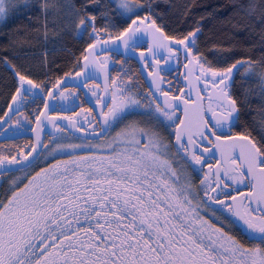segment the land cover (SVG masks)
Returning a JSON list of instances; mask_svg holds the SVG:
<instances>
[{"label": "snow or ice", "instance_id": "snow-or-ice-1", "mask_svg": "<svg viewBox=\"0 0 264 264\" xmlns=\"http://www.w3.org/2000/svg\"><path fill=\"white\" fill-rule=\"evenodd\" d=\"M98 3L99 0H85L82 5L84 14L76 24L77 35H84L91 27L89 38L97 37L96 43L88 44L85 49V61L95 55L99 46V32L102 30L96 27V15L88 12L90 4L98 6ZM23 4L27 8L28 0H23ZM116 4V14L131 19V24L120 33L125 37L123 42L127 47L128 41L141 31L140 25L151 19V14L142 19L139 17V11L145 5L138 0H116ZM14 7L11 0H0V19H4ZM147 7L151 10V5ZM247 7L254 12L257 6L249 4ZM258 7L261 9V23H264V0ZM48 8V0H42L45 14ZM150 27L165 40L171 39L182 45L186 58L192 57L190 62H198L193 47L199 28L183 38L174 39L164 35L155 21ZM158 47L168 45L160 44ZM168 50L172 51L170 47ZM98 63L103 67L102 62ZM199 67L201 76L197 80L203 79L205 90L209 84L213 89L209 93V111L213 120H205L203 126L195 130L182 128L180 125L184 121L181 120L180 125H176V142L196 164H201L202 156L195 151L189 153L190 147L195 149L204 140L211 142V137L217 141L242 140L245 142L242 158L248 165L247 174L251 175L257 167L264 166V148L250 135L227 136L225 128L231 130L240 115L237 99L231 91L235 73L244 68L243 78L257 77L260 95L264 97V60H237L223 69L205 67L203 63H199ZM16 76L19 84L5 116L11 114L13 105L32 95L33 89L45 91L43 85L36 84L26 75L16 72ZM156 90L161 91L158 84ZM162 94L165 97L163 104L149 93L151 101L145 105L140 98L125 94L123 90L119 94L114 93L111 105H105L109 110L102 112L105 125L102 133L111 128L113 122H119L126 114L139 109H142L140 116L154 126L131 123L107 145L110 149L108 155L79 157L71 162L75 168L65 162L63 167L57 164L50 169H41L44 173L42 182H39L41 172H37L23 188H17L6 201H0V264H264V207H260L264 204V167L260 171V193H250L254 199L242 205L243 210L226 205L224 200L205 190L208 200L226 207L246 225L247 238L254 243L253 246H245L222 227L211 225L200 216L199 204H193L195 197L190 185L181 183L180 173L166 157L167 146L156 129H167L175 123L178 106L174 101L179 97L169 98L168 93ZM49 95H55V92H49ZM200 110L203 112L202 106ZM54 127L59 128V125ZM185 136L187 145L183 142ZM120 144L124 145L122 150ZM30 147L32 152L25 155L26 161L33 152L51 155L65 148L75 150L97 146L57 145L49 150V145L37 136V143ZM5 163L19 164L20 160L17 156L0 155V167ZM240 175L243 177L245 174L241 172ZM204 183L202 180L201 184ZM220 183L223 180L217 175V186ZM211 192L215 193L216 188H211ZM253 202L257 204L259 215L251 206Z\"/></svg>", "mask_w": 264, "mask_h": 264}, {"label": "trees", "instance_id": "trees-1", "mask_svg": "<svg viewBox=\"0 0 264 264\" xmlns=\"http://www.w3.org/2000/svg\"><path fill=\"white\" fill-rule=\"evenodd\" d=\"M138 2L145 5L139 17L142 19L151 14L150 21H155L164 35L170 38H183L199 28L193 53L205 67L223 69L237 60H264V23H261V9L258 7L262 0ZM11 3L15 5L14 9L0 23V117L16 94L19 84L16 72L49 89L62 78L79 72L85 49L97 38L95 35L89 38L91 27L84 35H77L76 24L84 14L82 5L85 0H48L47 14L42 11V0H28L27 8L23 0H11ZM249 4L257 6L254 12L248 10ZM148 5H151V10ZM88 12L97 17L96 27L102 30L99 38L118 37L131 23V19L116 14L117 4L112 0H99L98 6L90 4ZM244 71L241 68L236 73L234 92L245 116L251 120L249 111H254L258 103L249 97L246 101L247 90L254 81L259 84V80L257 77L243 78ZM242 89L246 93L241 95L244 98L238 93ZM33 107H40L39 102ZM257 126L253 120L247 128L254 139L262 134ZM27 150V145H21L20 148L7 149L6 155L23 156Z\"/></svg>", "mask_w": 264, "mask_h": 264}, {"label": "flooded vegetation", "instance_id": "flooded-vegetation-1", "mask_svg": "<svg viewBox=\"0 0 264 264\" xmlns=\"http://www.w3.org/2000/svg\"><path fill=\"white\" fill-rule=\"evenodd\" d=\"M143 25L147 26L149 24ZM130 48L135 53H145L149 48V44L143 40L138 39L130 45ZM100 56L106 57L105 59H108V61L103 63V66L109 68L111 100L108 105H111L112 95L114 93H117L120 79H123V81H125V79L127 80V82L125 81V84L127 86L122 88L127 92V94L140 98L145 105L150 103L151 97L149 96V93H151V91L148 89L144 79L141 76L140 66L136 60L113 53H105ZM100 56H98L99 62H101L99 60ZM197 61L198 62L196 63L192 62L190 67L191 69L188 72L183 71L184 67L189 69L188 57L186 58L185 54L183 55L176 49H172V51H169L168 55H160L143 60V66L149 74L158 71L157 73L162 84V87H160L161 91H157L159 95H163L162 93L166 92L168 93L169 98L179 97V99L174 101V103L178 106L175 112V123L172 125V127H170L172 128V131L166 137L167 140L163 141V144L167 146L166 157L173 162V165L180 173L181 183L184 184L183 179L188 181V185H190V191L195 197V199L193 200V204H199L198 211L200 216H202L204 220H207L209 224L215 225L216 227H222L226 233L234 236L237 240H240L245 246H253L254 242L248 240L247 235L242 232L241 228L233 220L232 213L228 211L226 207H221V205H218L214 201L208 200L207 196H205V190H208L209 194L216 195L219 197V199L224 200L226 205H232L231 203H229L231 200H233L232 197L242 198L244 200V204H247L250 201V193H253V185L255 181L253 177L254 173L256 171L260 172L261 167L264 166L257 167L251 175H248V165L242 158V146L245 143H240L237 139H222L220 141H217L215 137H211V142H209L208 140L199 142V147L195 149H189V153L195 151L196 154L201 155V164H196L192 160L191 155H186L183 149L175 146L176 125H180L181 120H184L185 116H188L185 117V119L190 120V129L192 130H195L198 126H203L205 120H213L212 113L209 111V93L212 92L213 89L209 84L207 90H205L206 85L203 79L197 80V77L200 76L199 73H201L198 58ZM114 79L118 81V87L113 86ZM190 81L191 83L197 81L196 90L195 88L190 86ZM235 83L236 81L234 82L231 91L233 93V96L237 99L234 92ZM49 91L50 88L45 89V91L41 92L43 93V96L46 97ZM67 91H73V94L76 95V97L70 98L68 95H64L65 93L61 94V92ZM243 92H245L244 89H242V92L238 91L241 98ZM102 93V87L95 81L86 83L83 90H61L55 96L56 109L50 115L54 117L69 119L74 122H79L80 125L77 126V131L80 134H72L66 130H61V128L56 127L58 129L57 135L53 137L45 136L43 142L44 144L49 145V150L51 148L57 147V145L70 144H91L97 147L77 148L75 150L71 148H65L63 150L56 151L51 155H48L47 152H41L37 159L28 167L17 172L0 176V179L6 177L11 181L6 186L0 185V201H6L7 198L11 196L13 191H16L17 188H23L24 185L28 184L29 180L34 177L37 172H41V169H50L52 166L57 164H59L60 167H63L65 162H69L70 166L75 168V164H72L71 162L79 157H87L90 155L106 156L109 154L110 149H105L102 143L107 141L110 131L117 122H113L112 127L108 128L104 136L92 137L102 130L100 120L98 119L97 114L94 110V107L100 105L101 103ZM117 94H119V92ZM199 95L202 98V124L200 120V114L198 112ZM30 96L31 97L26 98L25 100L26 109L29 110L32 105L39 102L41 108L39 111L41 112L44 106V100L36 93H33ZM63 98L65 101L63 100ZM185 100L188 101L187 104L184 103ZM237 103L240 110L239 119L235 122V125L231 128V130L225 128V132L227 136L234 138L241 135L251 136V134L247 131L249 124L246 121V116L244 114L245 112H243L242 109L243 106L238 102V100ZM212 107L215 108L214 103L212 104ZM152 108L153 110L155 109L154 104L152 105ZM185 109H187L186 113ZM108 110V107H106L103 112H107ZM61 111L65 112L63 113ZM40 112L37 114L35 119L32 118V122L29 123L26 121L27 129H24L25 131H31L33 129L34 123ZM139 112L140 111H133L128 114ZM14 118L7 125V127L1 131L2 135L21 131L20 128L17 127L18 124L16 126L13 125L15 124L13 123ZM126 126L127 124L125 122H122L120 125V131ZM262 137L264 136L262 135L254 139L251 136V138H253L258 143V145L264 148V139H262ZM20 140H25L27 143L32 145L31 138L2 142L0 143V148H3L4 153L1 154L6 155V150L8 149V147L12 146ZM225 141H233L231 143L238 144L228 147L220 146L219 148L215 149L218 142L225 143ZM183 142H188L187 136L183 138ZM123 147V144L119 145V148L121 150L123 149ZM205 149H208V151H205ZM30 150L31 147L29 151L27 150V152L23 156L21 154H17V158L21 160L27 153L30 152ZM244 155L246 156V154ZM185 160H187V164H185ZM233 161H235V163H233ZM82 169L83 164L81 166V170ZM241 172L245 174L243 177H241L240 175ZM225 173H227V175H225ZM20 174H25V177L23 179L17 177ZM217 175H219V177L223 180V183H220L219 186H217ZM233 177L235 178V182L233 181ZM43 178L44 173L41 172L39 182H42ZM202 180L205 181L203 185L201 184ZM12 181H16V183H12ZM225 185H227L228 187H225ZM211 188H216V192H211ZM221 193H228L229 195L225 197ZM256 215H259V213Z\"/></svg>", "mask_w": 264, "mask_h": 264}, {"label": "water", "instance_id": "water-1", "mask_svg": "<svg viewBox=\"0 0 264 264\" xmlns=\"http://www.w3.org/2000/svg\"><path fill=\"white\" fill-rule=\"evenodd\" d=\"M150 21V20H149ZM152 22H150L151 25ZM131 24V23H130ZM146 24H149L148 22ZM150 25L144 26L140 25L141 31L137 32L135 36H133L129 41H128V46L126 47L124 44V39L125 37H115L112 39H104V37L99 38V46L96 49V53L93 56L89 57V61H85L84 59L82 60L81 63V69L80 71L73 75V76H66L60 80V85H55L53 88L50 89L49 92H55V95H49V92L46 97L43 96V93L39 88L33 89L32 93H36L39 97H41L44 100V106L40 114L38 115L39 121L36 119L34 123V127L31 131H20L12 134H6L2 135L1 131L7 127V125L11 122V120L15 117L18 111V105H13L11 114L8 116H3V120H0V143L2 142H8V141H15L23 138H31L32 139V145L37 143V136L40 137V140L44 142L45 136L48 137H53L57 135L58 129L54 127V125H59V128L68 131L69 133L72 134H78L79 132L77 131V126L80 125L79 122H75V127H73V122L72 120L61 118V117H54L51 116L50 114L55 111L56 109V99L55 96L64 89H84V85L90 81H95L97 82L103 89L102 97H101V103L100 105L94 107V110L97 114L98 119L100 120L102 129L105 128L104 122H103V117L101 113L103 110L106 108L105 105H108L111 100V93H110V81H109V68L106 66L101 67L100 63H98V56L105 54V53H113L117 55H122L127 58H131L133 60H136L140 66V72L141 76L144 79L146 86L148 89L151 91V93L154 95V97L163 104L165 97L163 95H159V93L156 90V85L158 84L159 87H162L161 80L158 76V71L149 74L146 69L143 66V60L146 58H153L156 56L160 55H168L169 50L168 48L170 47L171 49H179V51L184 55L187 56V53L185 52L184 48L182 45H177L173 42V40H165L163 36L159 32H156L154 28H151ZM158 27V26H157ZM162 31V30H161ZM163 32V31H162ZM164 33V32H163ZM143 40L149 44V48L145 53H135L131 48L130 45L133 44L136 40ZM96 43V42H94ZM164 44L168 45V47H158V45ZM90 51V50H89ZM87 53L85 52V55ZM143 54V55H142ZM192 58L188 56V65L189 69L184 67L183 71L188 72L191 68L192 62H190ZM87 65V67L85 66ZM90 78H86V75ZM201 76V73H199ZM18 79V77H16ZM210 76L208 77V79ZM155 82V83H154ZM190 86L193 88H197V81L194 83H191L190 81ZM13 102H11L9 105H12ZM45 104H47V107H45ZM198 112L200 114V120L201 124L203 123V116L201 112V106H202V99L201 96L199 95L198 97ZM6 112H9V106L6 110ZM5 112V113H6ZM65 112V111H61ZM188 117V116H185ZM185 123L183 125H180L182 128H189L191 127L190 120L185 119ZM183 120V121H184ZM42 122V123H41ZM190 124V125H189ZM108 130V129H107ZM106 131L102 130L93 135L92 137H102L106 134ZM102 133V134H101ZM80 134V133H79ZM91 137V136H89ZM239 140V139H237ZM229 142V141H225ZM238 142L245 143L242 140H239ZM186 145L188 142H184ZM238 144V143H235ZM175 146L180 148V146L177 144L175 140ZM191 149V147L189 148ZM32 152V148L30 150ZM41 152H33L31 156H28L27 161L24 159V157L20 160L19 164H7L3 167H0V174H8V173H13L17 172L21 169H24L31 165L37 157L40 155ZM260 172L256 171L254 173L255 178H254V185L255 187V194L259 195L260 193V178L259 177ZM254 188V187H253ZM227 203V202H226ZM229 203L232 204L233 208H241L242 205L244 204V200L242 198H236L235 200H231ZM219 205V204H218ZM260 207H262L260 205ZM264 207V205H263ZM253 209H257L255 214L259 213V210L257 208V204L253 202L252 205ZM233 216V215H232ZM233 220L236 222V224L241 228L242 232L247 235L248 229L246 225L243 224L242 221L238 220L236 217L233 216Z\"/></svg>", "mask_w": 264, "mask_h": 264}, {"label": "rangeland", "instance_id": "rangeland-1", "mask_svg": "<svg viewBox=\"0 0 264 264\" xmlns=\"http://www.w3.org/2000/svg\"><path fill=\"white\" fill-rule=\"evenodd\" d=\"M112 1H114L115 3H116V0H112ZM140 12V11H139ZM124 18H126V17H124ZM5 19V18H4ZM4 19H0V23H2L3 21H4ZM148 23H149V25H150V22L151 21H147ZM96 40H97V38H95V40H94V42H96ZM93 42V43H94ZM106 57H103V56H100V58H99V60L102 62V63H105L106 61H108V59H105ZM198 60H199V58H198ZM111 62V61H110ZM199 63H201L200 62V60H199ZM127 78V77H126ZM125 81L127 82V80L125 79ZM125 81H123V79L121 80L120 79V83H119V87L117 86V83H118V81L117 80H113V86L114 87H118V89H117V93L118 92H120L121 90H123L122 88L123 87H126L127 85L125 84L126 82ZM57 84V83H56ZM56 84H54L51 88H53ZM43 87H44V85H43ZM46 88V87H45ZM50 88V89H51ZM124 92H125V94H127V92L125 91V90H123ZM248 92H247V94L249 95H247V98H246V101L248 102V97L252 100V99H254L255 100V103H258V104H256V106H257V108L254 110V111H249V113L252 115V118H251V120H250V118L249 117H246V121H247V123L249 124L250 123V121L252 122L253 120L256 122V124L258 125L257 127L259 128V130L262 132V134L261 135H259V137L260 136H264V97H262L261 95H260V82H259V84H257L256 83V81H254V85L251 87V88H249V90H247ZM62 93H65L64 95H68L70 98H75L76 97V95H74L73 93V91H67V92H61V94ZM116 93V94H117ZM245 92H243V94H244ZM255 94V95H254ZM239 95V94H238ZM29 97H31V96H29ZM28 97V98H29ZM242 98H243V96H242ZM26 100V99H25ZM25 100H23V101H21L19 104H18V111H17V114H16V116H15V118H14V121H13V123H15V124H13V125H17L18 124V128H20V130L21 131H25L24 129H27V127H26V125H27V122H32V118L33 119H35V114H36V112H38V110H40L41 108L40 107H37V108H31V110L29 111V110H27L26 109V104H25ZM63 100H64V98H63ZM65 101V100H64ZM143 103V102H142ZM138 111H142V109H139V110H136V111H134V112H138ZM40 112V111H39ZM140 113V112H139ZM139 113H133V114H127L126 116H125V119L123 120H120V122H117L114 126H113V128H112V130L110 131V133H109V137L107 138V141H105L104 143H102V145H103V147H105V149H109L108 147H107V145L116 137V134L118 133V132H120V125H121V123L122 122H125L127 125H129V124H131V123H134V122H139L140 123V125L141 126H143V127H153L154 125H152L150 122H147L146 120H144L141 116H140V114ZM37 115V114H36ZM261 116V117H260ZM253 119V120H252ZM27 121V122H26ZM157 131H158V133H159V135H160V137H161V139H162V141H165V140H167V136L171 133V131H172V128H167V129H160V128H158L157 127V129H156ZM55 141H58V140H55ZM26 143V144H25ZM21 145H27V142L25 141V140H20V141H18V142H16L15 144H13L12 146H9L8 147V149L9 148H15V147H18V148H20L21 147ZM27 148H28V151H29V149H30V144L28 143V145H27ZM0 153H4V151H3V148H0ZM3 151V152H2ZM0 155H3V154H0ZM17 177H19V178H21V179H23L24 177H25V174H20V175H18ZM11 181L8 179V178H6V177H4V178H1L0 179V185L1 186H6V185H8L9 183H10ZM183 182H184V184H186V185H188L189 183H188V181L187 180H185V179H183ZM12 183H16V181H12Z\"/></svg>", "mask_w": 264, "mask_h": 264}, {"label": "bare ground", "instance_id": "bare-ground-1", "mask_svg": "<svg viewBox=\"0 0 264 264\" xmlns=\"http://www.w3.org/2000/svg\"><path fill=\"white\" fill-rule=\"evenodd\" d=\"M186 111H187V109H185V113H186ZM184 123H185V120H184ZM231 142H233V141H229V142H226V143H219L218 142L215 149L219 148L220 146H222V147H225V146L228 147V146L236 145L235 143H231ZM253 177L255 178V176H253ZM255 179L257 180V178H255ZM253 193H255V188H253ZM249 198L250 199H254V197H249ZM263 205L264 204H261L262 207H263Z\"/></svg>", "mask_w": 264, "mask_h": 264}]
</instances>
